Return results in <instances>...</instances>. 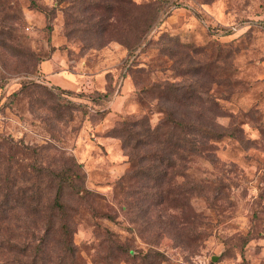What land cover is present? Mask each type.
<instances>
[{
  "label": "rangeland",
  "instance_id": "374dc122",
  "mask_svg": "<svg viewBox=\"0 0 264 264\" xmlns=\"http://www.w3.org/2000/svg\"><path fill=\"white\" fill-rule=\"evenodd\" d=\"M131 1L101 0L122 9L100 12L109 24L102 32L85 0H1L0 189L25 199L37 181L46 184L40 169L72 174L63 200L77 264H191L211 255L216 264H264V0ZM53 55L73 88L42 75ZM214 75L230 92L218 115ZM161 82L197 88L201 101L188 108L233 132L209 155L169 169V182L186 191L184 212L151 205V183L134 174L146 164L153 176L159 166L151 153L162 148L143 127L157 124L161 107L187 113L185 98L177 103L169 91L163 99ZM78 187L90 193L79 197ZM110 238L135 253L109 252Z\"/></svg>",
  "mask_w": 264,
  "mask_h": 264
},
{
  "label": "trees",
  "instance_id": "16d2710c",
  "mask_svg": "<svg viewBox=\"0 0 264 264\" xmlns=\"http://www.w3.org/2000/svg\"><path fill=\"white\" fill-rule=\"evenodd\" d=\"M108 1H113L115 4L125 2L129 5L132 3L131 0ZM85 2V10H88L90 14H94L97 17L96 24L99 25L98 28L102 32L107 31L109 24L104 23V17L99 16L100 12H109L113 15L119 8L114 9L115 4H103L101 0H85ZM120 10L122 9L120 8ZM156 12L152 15L149 23H144V31L155 22ZM135 36L137 37V35ZM138 41L139 36L133 44H136ZM137 46L131 47V51ZM211 81L215 84L218 94L215 93L214 101L210 103V110L216 112V114L218 111V114H221L222 109L219 105V99H227L230 96V92L225 89L219 90L222 82L216 75L213 76ZM152 84L153 82L151 81L145 83L143 90H150ZM166 85L164 86V83L161 82L158 86L159 88L162 87L161 93L163 99L170 100V97L167 95L169 91L173 93L172 99H175L177 103L180 98H185L187 113H185L184 118L180 119L177 113L174 112V107H161V116L157 124L153 127L150 125L143 127L142 133H140L143 138L147 141L157 139L158 144H160L159 147L162 148L159 153H151V155L159 159V166L153 167V170L157 171L153 176H150L148 173L150 169L146 167V164L140 165L135 169L134 174L139 178L144 177L151 183L150 188L153 189L152 196L149 198L151 205L164 208V205L168 204L169 208H181L184 212L188 205L182 199H185L186 191L180 190L179 186H174L169 182L172 180V177H168L169 169L172 170L174 168L177 160L180 163H185L191 161L193 157L209 155L215 148V143L224 137H231L233 132L228 127L219 125L215 119L206 120L202 117L203 114L188 108V105L191 106L195 102V99L201 101L200 91L198 92L197 88L189 85L180 88L176 82ZM178 89L183 90L178 92ZM145 121L148 123L147 120ZM241 132L243 133V130ZM134 148H136V145ZM149 155H146V157ZM39 172L49 173L46 184L44 185V183L41 184L40 181H37L39 183L32 187L35 190H32L31 196H27L25 199H22L24 198L23 192L11 189L9 185H5L0 189V264H77L78 250L73 241L72 219L70 218L71 215L66 211L67 204L63 200V196L66 189L69 188L68 186H70L73 175L64 171L50 173L44 169H40ZM38 173L36 175L37 180H39ZM43 178L42 176L41 181L44 180ZM163 183H168V185L165 187ZM49 188H52L54 191L52 199L48 198L46 202L40 200L39 198L42 193H49ZM75 193L79 197H82L83 193L87 194L90 192L85 188L78 187ZM35 195H39L38 198ZM15 208L25 209L26 216L33 215L35 217L38 215L39 218L38 220L34 217L11 218L8 217V214L3 213ZM38 222L41 223L39 228L42 231L39 230V233L36 234V227L40 224ZM186 222L182 221L181 223ZM13 226L15 227L14 230ZM22 226H29L32 230H19ZM110 239L112 242L109 252L113 250V252L120 255L135 253L128 245L116 240L114 241L112 238ZM53 247H55L54 250H52ZM209 264H216V262L210 260Z\"/></svg>",
  "mask_w": 264,
  "mask_h": 264
},
{
  "label": "crops",
  "instance_id": "0c3cea01",
  "mask_svg": "<svg viewBox=\"0 0 264 264\" xmlns=\"http://www.w3.org/2000/svg\"><path fill=\"white\" fill-rule=\"evenodd\" d=\"M40 66L42 75L48 79H51L52 83L55 84V86H58L62 89H70L74 87L71 76L57 72L54 55L52 56V59L42 61ZM212 256L213 255H211L210 257Z\"/></svg>",
  "mask_w": 264,
  "mask_h": 264
},
{
  "label": "built area",
  "instance_id": "2783aa9c",
  "mask_svg": "<svg viewBox=\"0 0 264 264\" xmlns=\"http://www.w3.org/2000/svg\"><path fill=\"white\" fill-rule=\"evenodd\" d=\"M210 260H211V257H208L205 260H195L191 264H209Z\"/></svg>",
  "mask_w": 264,
  "mask_h": 264
},
{
  "label": "water",
  "instance_id": "95a60500",
  "mask_svg": "<svg viewBox=\"0 0 264 264\" xmlns=\"http://www.w3.org/2000/svg\"><path fill=\"white\" fill-rule=\"evenodd\" d=\"M216 259H217V256H216V255H213V256L211 257V260L214 261V262L216 261Z\"/></svg>",
  "mask_w": 264,
  "mask_h": 264
}]
</instances>
